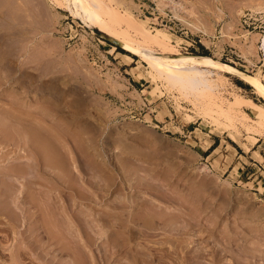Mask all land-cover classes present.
I'll list each match as a JSON object with an SVG mask.
<instances>
[{"label": "rangeland", "instance_id": "rangeland-1", "mask_svg": "<svg viewBox=\"0 0 264 264\" xmlns=\"http://www.w3.org/2000/svg\"><path fill=\"white\" fill-rule=\"evenodd\" d=\"M83 1L88 3L90 0ZM102 1L117 13L107 8L102 10L100 16L108 25L99 27L95 24L89 26L81 20L79 13L83 12L74 0H0V70H3L0 71V79L5 78L0 80V109L10 106L7 100L10 95L14 99L19 98L17 102L22 103L24 109L32 111L28 118L33 124L39 123L43 114L39 111H44L48 117L44 124L51 132V141L60 146L62 156L78 179L70 183L72 186L69 184L61 190L56 187L62 191L60 202H67V207L72 209L67 210L81 225L84 224V214L91 220L93 215L98 217L102 212L101 217L109 214L114 229L127 217L131 225L126 222L125 226L129 225L136 231L140 229L141 235L137 232L130 239L132 246L127 243L117 247L105 244L110 229L100 230L90 249L85 250L101 259L100 264H117L119 259V262H126L129 258L127 251L130 249L133 253L140 248L146 253V260L139 258L140 264H167L171 260L175 264L177 248L192 241V244L188 243V249L194 250L199 246L212 255L214 249L222 247L218 251L222 250L224 255L217 254V249L215 254L226 264H264V229L257 224L264 222V100L248 82L227 71H219L221 75L209 71L207 76L214 79V87L210 90V98L201 97L188 87L170 84L144 58L114 45L96 32L98 29L115 34L114 28H123L129 35L140 39L136 45L165 54L181 51L197 56L209 55L264 84V0H173L182 6L172 0ZM128 15L136 20L140 30L127 23L130 21L126 18ZM118 52L129 55L131 59L127 60ZM16 88L19 93L15 95L13 91ZM3 90L9 92L3 93ZM236 96L238 99L235 101ZM232 104L233 108L230 107ZM217 106L228 109L229 114L215 112ZM41 181L49 184L48 178ZM34 182L29 189L34 195L30 197H35L36 192L44 188L50 189L47 185L40 186L36 179ZM50 190L56 192L54 188ZM192 192L197 196V204L194 205L200 209L204 206V211L191 210L194 205L191 207L184 201ZM33 197L30 198L32 203L37 204L38 200ZM42 206L40 203L37 211L40 222V209L44 211ZM117 209L121 211L117 212ZM182 209L184 218L187 220L188 215V221L194 224L180 240L163 230L161 220L156 217L160 215L158 219L164 220L170 216L169 213L181 212ZM132 210L138 216L142 214L135 218L136 222L132 220ZM30 211H27L30 216L27 212L26 215L31 218ZM46 211L49 212L47 208ZM4 212L0 214V250L4 255H8V246L17 239L24 241L29 238L39 245V240H36L38 230L36 235L27 234L29 230L26 231L24 222L20 221L14 229L23 232L25 239L20 234L16 235L10 223L3 218ZM145 212L158 214L154 213L152 219L157 222L152 229L136 227L144 221ZM41 219L44 220L43 217ZM41 225L45 224L42 222ZM44 228L39 229L43 232ZM46 232H43L47 234L43 238H47V242L50 238L49 231ZM52 240L40 244L42 247L39 245L38 249L35 245L33 253L28 251L27 254V248L22 256L25 264L27 261V264H41L38 258H32L34 261L29 258L36 257L37 252L38 255L46 253L43 256L48 260L49 251L57 246L48 245ZM132 240L136 241L133 243ZM175 243L177 248H174ZM147 247L156 255L153 256ZM207 252H204L205 258L209 256ZM209 257L206 260L211 259ZM0 261L7 262V256L0 257Z\"/></svg>", "mask_w": 264, "mask_h": 264}, {"label": "bare ground", "instance_id": "bare-ground-1", "mask_svg": "<svg viewBox=\"0 0 264 264\" xmlns=\"http://www.w3.org/2000/svg\"><path fill=\"white\" fill-rule=\"evenodd\" d=\"M76 5L79 7L80 11L83 12V14L79 13V17H81V20L83 22H85L87 25L91 26V24H95L97 26H102V25H108L107 21H105L104 19L101 18L100 13L102 10H104L105 8H107L108 10H111L115 13H117V10H114V8L110 7L109 5L105 4L102 0H90L88 3L84 2L83 0H74ZM174 3H177L179 6H182V4L180 2H176V1H171ZM173 3V4H174ZM172 4V5H173ZM175 4V6L177 5ZM178 7V6H177ZM126 18L130 19V21L128 20L127 23L132 25L133 27H135L136 29L140 30L137 26L136 20L133 18L131 19V15H128ZM114 33L112 34L111 32H104L106 33L109 37L111 38H115L120 42V46L133 52L138 54L140 57L144 58L151 66L154 67V69L157 71V74L163 76V78L168 81L170 84L172 85H179L182 87H188L189 89H192L194 91H196V93L201 96V97H208L210 98V94H211V89L214 87V79L210 78L207 76V73L209 71H214L215 73L219 74V71H227V72H232L236 75H238L241 79H243L244 81L248 82L253 89H255L256 93L259 95V97H261L264 100V84H262L259 80L255 79L254 77H252L251 75L237 69L236 67H234L233 65H230L228 63L219 61L214 59L213 57L209 56V55H194L191 53H187V52H177L174 54H165V53H161L158 51H154L151 48L148 47H144V46H139L136 45L135 42L140 41L139 38L133 37L131 35H129L127 33V31H125L123 28H114ZM138 37H141L140 34H137ZM251 48V47H250ZM252 50V49H251ZM5 53V52H4ZM7 53V52H6ZM118 54L122 55L124 58H126L127 60L131 59V57L125 53L122 52H118ZM1 61V60H0ZM6 62V61H5ZM10 69V68H9ZM1 71V70H0ZM3 71V70H2ZM1 71V72H2ZM5 73V72H3ZM7 73V72H6ZM10 73V72H9ZM2 76V75H1ZM5 76V75H4ZM7 78V77H6ZM2 80L5 78H1ZM0 79V80H1ZM24 80V79H23ZM4 81V80H3ZM2 81V82H3ZM6 81V80H5ZM10 81V79H9ZM26 84V83H25ZM23 84V85H25ZM2 85V84H1ZM0 85V86H1ZM9 85V84H8ZM19 87V86H18ZM41 87V86H39ZM21 90V88H19ZM40 89V88H39ZM7 90V89H6ZM10 90V89H9ZM17 88H16V92L13 91L15 93V95L19 92H17ZM19 90V91H20ZM36 90V89H35ZM42 90V89H41ZM38 91V90H37ZM47 91V89H46ZM4 92H9V91H5ZM20 92H23L22 90ZM26 92V91H25ZM35 92V91H34ZM40 92V91H39ZM38 92V93H39ZM49 92V91H48ZM6 93V94H7ZM11 93V91H10ZM41 93V92H40ZM58 93V92H57ZM2 94V92H1ZM0 94V95H1ZM37 94V93H36ZM59 94V93H58ZM61 94V93H60ZM8 95V94H7ZM25 95V94H24ZM22 94V96H24ZM64 95V94H63ZM5 96V94H4ZM8 102H10V106L7 108L0 109V214H2V212H4L3 214V218H6V222L10 223V227L13 228V232L17 234H20V237H23V232L15 230L14 227L18 226V224L21 222H24V227H26V231L29 230V232L27 234L32 235V233L35 234V231H37V236L38 237L36 240H39L38 243L40 244H44L50 241V239L53 241H51L52 243L48 244V245H55L57 244V246L50 252V256L47 258L48 260H46V258L44 257L45 254L44 252L38 255V252L36 253V257L32 256L29 257L31 258V261H34L33 259L38 258L40 260L41 264H100L99 261L101 259H97L95 258L96 256H94L93 254H89L88 251H86V248L91 247V245L93 244L94 240H96L95 238L98 237L99 233L101 232L100 230L103 231H108L106 230L107 228H109V233H107L106 235V242L105 244H108L111 247L114 246H123L124 244L126 245L128 243V245L130 244V239L137 233L140 231H136V230H132L131 227H128L129 225H131V221L130 224L127 220V215L129 214V212H127L128 214L126 215V217L124 216L123 219L126 218V221L124 220V223L119 222V224H117L118 226H116V228L114 229L112 227V223H110L109 220V214H106L107 216L105 217H101L102 216V212H99L100 215H96L98 217H93L91 218V220L89 218H85L86 214H84V224H80L79 221L77 220V218L74 216V214H71L72 210L70 207H67V204H65L64 200L62 202H60L62 199L60 197L59 194H61V192L59 190H61V187L67 186L69 187L71 184L70 183H74V181L78 180L74 177L73 175V171L70 170V167L68 166L67 161L65 160V158L62 156V150L60 151V149L57 146L56 143H53V140L51 141L50 135L51 132L46 128V125L44 124L45 118V113L42 110L41 112L39 111L40 114H42V118L40 119L38 124H33L32 122H30V119L28 118L32 113V111H28L26 109H24L22 107V103L19 104L18 99H14L12 96L10 97ZM42 96V95H41ZM49 96V95H47ZM3 97V95H2ZM16 97V96H15ZM6 98V97H4ZM13 98V99H11ZM24 98V97H23ZM21 98V99H23ZM50 98V97H49ZM43 99V98H42ZM238 99V96L235 97V101ZM47 100V99H46ZM59 100V99H58ZM40 101V100H39ZM7 102V103H8ZM44 102V101H43ZM3 104V103H2ZM44 104V103H42ZM207 105H211L210 102H206ZM8 105V104H7ZM6 105V106H7ZM13 105V106H12ZM230 107H234V105L232 104ZM63 108V107H62ZM45 109V108H44ZM263 109H264V105H263ZM30 110V109H29ZM24 111V112H23ZM67 111V109H66ZM46 112H48V110H46ZM215 112L217 113H223L228 115L229 114V110L226 108H220V107H216ZM49 114V113H48ZM47 114V115H48ZM58 115V114H57ZM37 116V114H36ZM65 117V116H64ZM32 118V117H31ZM50 118V117H49ZM60 118V117H59ZM71 118V117H70ZM62 119V118H61ZM50 120V119H49ZM74 121V120H73ZM51 122V121H50ZM61 122V121H60ZM75 122V121H74ZM52 123V122H51ZM53 124V123H52ZM74 125V124H73ZM65 126V125H64ZM49 128V127H48ZM50 129V128H49ZM74 130V129H73ZM77 130V129H75ZM54 132V131H52ZM68 132V131H67ZM76 132V131H75ZM61 133V132H60ZM64 134V133H63ZM78 134V133H77ZM83 134V133H82ZM57 135V134H56ZM68 136V134H67ZM66 136V137H67ZM74 136V135H73ZM56 137V136H55ZM74 138V137H73ZM80 138V137H78ZM82 138V137H81ZM80 138V139H81ZM56 140V139H55ZM87 140V138H86ZM57 141V140H56ZM70 141V140H69ZM85 141V140H84ZM75 142V141H74ZM80 143V142H78ZM75 145V143L73 144V146ZM72 146V144H71ZM75 147V146H74ZM73 147V148H74ZM79 147V146H78ZM84 147V146H83ZM87 147V146H86ZM62 148V147H61ZM80 148V147H79ZM76 149V148H75ZM65 150V149H64ZM78 150V149H77ZM87 150V149H86ZM93 150V149H92ZM67 152V151H66ZM78 152V151H77ZM76 152V153H77ZM93 154V153H92ZM91 155V154H90ZM89 155V156H90ZM79 156V155H78ZM88 157V156H87ZM93 158V157H92ZM90 161V160H89ZM95 162V161H94ZM93 162V163H94ZM127 163V162H126ZM79 164V163H78ZM92 164V163H91ZM131 164V163H130ZM129 164V165H130ZM70 165V164H69ZM73 165V164H72ZM88 166V165H87ZM104 166V165H103ZM125 166V165H124ZM96 167V166H95ZM122 167V165H121ZM132 167V166H131ZM77 168V167H76ZM75 168V169H76ZM83 168V167H82ZM106 169V168H105ZM111 169V168H110ZM125 169V168H124ZM123 169V171H124ZM128 169V168H127ZM147 169V168H145ZM97 170V169H96ZM132 170V168H131ZM91 171V170H90ZM98 171V170H97ZM133 171V170H132ZM75 172V171H74ZM93 172V171H92ZM91 172V174H92ZM120 172V171H119ZM122 172V171H121ZM130 172V171H129ZM144 172V171H143ZM77 173V172H76ZM108 173V172H107ZM131 173V172H130ZM135 173V172H134ZM101 173H99L100 175ZM133 174V173H132ZM144 174V173H143ZM112 175V174H111ZM102 176V174H101ZM108 176V175H107ZM113 176V175H112ZM124 176V175H123ZM143 176V175H142ZM40 177H42L43 179L48 178L49 181H47V183L49 182V184H46V182L41 181ZM97 177V175H96ZM99 177V176H98ZM104 177V176H103ZM116 177V176H115ZM129 177V175H128ZM134 177V176H133ZM88 178V177H87ZM86 178V179H87ZM114 178V176H113ZM132 178V177H131ZM39 181L40 186H45L47 185L48 188L52 189L54 188L57 189L60 187V189L58 190L59 192L54 193L51 192L50 189H42L40 191H37L35 197H33V199H37L38 202L37 204L32 203L33 201L30 199L32 197H30L31 195H34V192H31L33 194H30L29 189L32 187V183H35L34 180ZM40 179V180H39ZM85 179V181H86ZM110 179V178H109ZM70 181L67 185V181ZM95 180V179H94ZM93 180V181H94ZM112 180V179H110ZM125 180V179H124ZM66 181V183H65ZM72 181V182H71ZM130 181H133L130 179ZM137 181V180H136ZM143 181V180H142ZM125 182V181H124ZM147 182V180H146ZM65 183V184H64ZM102 183V182H101ZM121 183V182H120ZM149 183V182H148ZM70 184V185H69ZM97 185L99 183H96ZM127 184V183H126ZM135 184V182H134ZM138 184V182H137ZM140 184V183H139ZM143 184V183H142ZM74 185V184H73ZM78 185V184H77ZM83 185V184H82ZM122 185V184H121ZM130 185V184H129ZM151 185V184H150ZM37 186V185H35ZM72 186V185H71ZM84 186V185H83ZM102 186V185H100ZM148 186V185H147ZM195 186V185H194ZM57 187V188H56ZM86 187V186H85ZM149 187V186H148ZM36 187H34L35 189ZM72 189V187H70ZM96 188V187H95ZM99 188V186L97 187ZM113 188V187H112ZM115 188V187H114ZM193 188V187H192ZM191 188V189H192ZM38 189V190H39ZM74 189V187H73ZM77 189V188H76ZM75 189V190H76ZM103 189V188H102ZM107 189V188H106ZM195 189V188H194ZM198 189V188H197ZM32 190V189H31ZM80 191V188L78 189ZM83 190V189H82ZM90 190V189H89ZM35 191V190H34ZM46 191V193H45ZM86 191V190H85ZM99 191V190H98ZM107 191V190H106ZM137 191V190H136ZM197 191V190H196ZM100 192V191H99ZM156 192V191H155ZM180 192V191H179ZM69 193V192H68ZM73 193V191H72ZM80 193V192H79ZM194 192H192L188 198H185L184 201L187 202V205L190 204V206L192 207L191 204L194 205V203H196V198L197 196H195L193 194ZM63 194V193H62ZM66 194V193H65ZM64 194V196H65ZM71 194V192H70ZM78 194V193H77ZM89 194V193H88ZM95 194V193H94ZM160 194V193H159ZM180 194V193H179ZM183 194V193H182ZM186 194V193H185ZM48 196L50 198V200L48 201L47 199H49L48 197L46 198V196ZM79 195V194H78ZM84 195V194H83ZM97 195V194H96ZM132 195V194H131ZM136 195V194H135ZM175 195V194H174ZM181 195V194H180ZM202 195V194H201ZM199 194V196H201ZM37 196V197H36ZM62 196V195H61ZM63 196V197H64ZM76 196V195H75ZM94 196V195H93ZM103 196V195H101ZM163 196V195H162ZM178 196V195H177ZM71 198L75 199L73 195L70 196ZM95 197V196H94ZM99 197V196H98ZM183 197V196H182ZM80 198H83L82 196H80ZM86 199V197H84ZM126 198V197H125ZM137 198V197H136ZM179 198V197H177ZM66 199V198H64ZM72 199V200H73ZM104 199V198H103ZM124 199V198H123ZM182 199V198H181ZM201 199V198H200ZM199 199V200H200ZM71 200V202H72ZM83 200V199H81ZM88 200V199H87ZM130 200V199H129ZM132 200V199H131ZM177 200V199H176ZM183 200V199H182ZM118 201V200H117ZM124 201V200H123ZM133 201V200H132ZM183 201V203H184ZM100 202V201H99ZM136 202V201H135ZM174 202V201H173ZM40 203L43 204L42 208L44 211H42L40 209V214H41V218L43 217L44 220L42 221V219L40 218L41 222L39 221V214L37 213V211H39L40 208ZM67 203V202H66ZM88 203V202H87ZM96 203V202H95ZM119 203V202H118ZM152 203V202H151ZM155 203V202H154ZM199 203V202H198ZM205 203V202H204ZM207 203V202H206ZM153 204V203H152ZM151 204V205H152ZM197 204V203H196ZM88 205V204H87ZM106 205V204H105ZM181 207V204H179ZM185 205V204H184ZM205 205V204H204ZM69 206V204H68ZM119 205H117L116 207H118ZM197 205H194V207L190 208L191 210H198V211H204V208L202 207V209H200V207H196ZM200 206V205H199ZM31 209H30V208ZM135 206H133L134 208ZM146 207V206H144ZM184 207V206H183ZM223 207V206H222ZM46 208L48 209L49 212L46 211ZM67 208H70V212L67 210ZM118 208H121L118 207ZM143 208V207H141ZM148 208V207H147ZM152 208V206H151ZM186 208V207H185ZM188 208V207H187ZM188 208V209H189ZM103 209V208H102ZM107 209V208H106ZM111 209V208H110ZM109 209V210H110ZM122 209V208H121ZM156 209V208H155ZM207 209V208H206ZM32 212L31 213V218L28 217L26 215L27 211ZM95 210V209H94ZM108 210V211H109ZM112 210V209H111ZM125 210V209H124ZM140 210V209H139ZM150 210V209H149ZM153 210V208H152ZM159 211V209H157ZM162 210V209H161ZM86 211V210H85ZM105 211V210H104ZM103 211V213H104ZM121 211L117 209V212ZM142 211H147V210H143ZM156 211V210H155ZM180 210H178V212H172L169 213L170 216L166 218L165 216H163V214H166L168 212H163V214H161L162 217H165L164 220L162 219H158L160 215H158V218L156 217L157 220H161V224L163 227V230L168 231L171 237H173L172 235L174 234L176 237V239H182L183 234H186V230L190 229L188 231H191V228H193V224L190 221H188V215H187V220L186 218H184V210L182 209L181 212H179ZM188 211V210H187ZM210 211V210H209ZM78 212H80L78 210ZM113 212V211H111ZM133 212V210H132ZM136 212V211H135ZM184 212V213H183ZM193 212V211H192ZM196 212V211H195ZM28 213V212H27ZM86 213V212H85ZM108 213V212H107ZM121 213V212H120ZM139 214L141 212H138ZM153 212L149 213V212H145V215H143V222H139V225L137 224L136 227H147V228H154V223L157 221H153V216L155 215ZM202 213V212H201ZM206 213V212H205ZM38 214V215H37ZM43 214V215H42ZM126 214V212H125ZM192 214V213H191ZM194 214V213H193ZM200 214V213H199ZM253 214V213H252ZM258 214V213H257ZM28 215L30 216V214L28 213ZM90 215V214H89ZM117 215V214H116ZM113 215L112 217L115 218ZM121 215V214H120ZM119 215V216H120ZM124 215V214H122ZM131 215V214H130ZM142 215V214H140ZM139 215V216H140ZM156 215V216H157ZM196 215V214H194ZM207 215V214H206ZM77 216V215H76ZM138 214L137 212L132 214V220H135V218H137ZM138 216V218H140ZM193 216V215H192ZM200 216V215H199ZM256 216V215H255ZM1 217V216H0ZM89 217V216H88ZM111 217V218H112ZM118 218V216H116ZM131 217V216H130ZM142 217V216H141ZM194 217V216H193ZM191 217V218H193ZM197 217V216H196ZM30 218V220H29ZM116 218V219H117ZM79 219V217H78ZM80 219V220H81ZM93 219V220H92ZM196 219V218H195ZM25 220V221H24ZM115 220V219H114ZM119 220V218H118ZM117 220V222H118ZM131 220V219H130ZM138 220V219H137ZM197 220V219H196ZM195 220V221H196ZM220 220V218H219ZM3 221V220H2ZM29 221V222H28ZM50 221V222H49ZM94 221V223L92 222ZM122 221V220H121ZM198 221V220H197ZM19 222V223H18ZM38 222H40V225H38ZM43 222V224H45V228L43 225H41V223ZM116 222V223H117ZM126 222H128V226H125ZM136 222V220H135ZM194 222V220H193ZM216 222V220H215ZM3 223V222H2ZM28 224V225H27ZM159 224V223H158ZM212 224V223H211ZM257 224L260 226V228L264 229V222L263 221H259L257 222ZM97 228H95V226ZM114 225V224H113ZM135 226V223L133 224ZM132 225V226H133ZM157 225V224H156ZM198 225V224H197ZM29 226V227H28ZM33 226V227H32ZM133 226V227H134ZM195 226V225H194ZM1 227V226H0ZM4 227V226H3ZM7 227V226H6ZM32 229H31V228ZM112 227V229H111ZM141 227V228H142ZM159 227V225H158ZM157 227V228H158ZM257 227V226H256ZM9 228V227H8ZM19 228V227H18ZM41 228H44L43 232H45V230L47 231L46 233H48V238L49 241L46 242V239L44 240V235L47 234H43V232L40 230ZM144 228V229H145ZM87 229V230H86ZM89 229V230H88ZM98 229V230H96ZM135 229V228H134ZM143 229V228H142ZM256 229V228H255ZM20 230V229H19ZM87 232H86V231ZM115 230V231H114ZM149 230V229H148ZM89 231V232H88ZM93 231V233L91 232ZM142 231V230H141ZM144 231V230H143ZM160 231V230H159ZM211 231V230H210ZM152 232V231H151ZM161 232V231H160ZM159 232V234H161ZM6 233V232H5ZM25 233V232H24ZM124 233V235H123ZM140 233V232H139ZM138 233V234H139ZM149 233V232H148ZM163 233V232H162ZM173 233V234H172ZM209 233V232H208ZM143 234V233H142ZM151 234V233H150ZM155 234V233H154ZM194 234V233H193ZM212 234V233H211ZM15 235V236H16ZM25 235V234H24ZM36 235V234H35ZM39 235V236H38ZM141 235V233L139 234ZM145 235V233H144ZM149 235V234H147ZM152 235V234H151ZM149 235V236H151ZM167 235V234H166ZM187 235V234H186ZM209 235V234H208ZM34 236V235H33ZM154 236V235H153ZM191 236V234H190ZM189 236V237H190ZM194 236V235H193ZM18 237V238H20ZM26 237V236H25ZM27 237H29V235H27ZM142 237V236H141ZM147 237V236H146ZM152 237V236H151ZM156 237V236H155ZM184 237V236H183ZM188 237V238H189ZM207 237V236H206ZM22 238V239H23ZM103 238V237H102ZM194 237H192L191 239H193ZM14 239V238H13ZM15 239H17L15 237ZM25 239V238H24ZM29 238H26V240H21V239H17L15 240L16 242L9 247V253H7V262L2 263L0 261V264H25L24 260H22V256L24 255L23 253L26 252L27 248V254L28 251H32L35 250V245H36V249H38L37 247L39 246L37 243H34L33 241L31 242L30 240H28ZM136 239V238H135ZM142 239V238H141ZM154 239V238H153ZM171 239V238H170ZM173 239V238H172ZM186 239V238H185ZM32 240V239H31ZM134 240V239H133ZM132 240V242H133ZM162 240V238H161ZM164 240V239H163ZM188 240V239H186ZM136 241V240H135ZM134 241V242H135ZM166 241V240H165ZM172 241V240H171ZM175 241V240H174ZM207 241V240H205ZM219 241V240H218ZM37 242V241H36ZM133 242V243H134ZM185 242V240H184ZM192 242V241H191ZM191 242H188L189 244ZM12 243V242H11ZM96 243V242H95ZM144 243V242H143ZM157 243V242H156ZM159 243V242H158ZM167 243V242H166ZM186 243V242H185ZM188 243L187 244H180V248H177L176 243H175V247L179 249L178 251V256L177 259H175V264H226L224 263L223 258L221 260V257L218 258L217 254H220L221 252H223L222 250H220V252L218 251L219 248L222 249V247H219L217 249L218 253L215 252L216 249L212 250V252H207V251H203L202 247L197 246L198 248H195L194 250H190L188 249ZM195 243V242H193ZM201 243V242H200ZM199 243V244H200ZM217 243V242H216ZM7 244V242H6ZM139 244V243H138ZM169 244V243H168ZM171 244V243H170ZM178 244V241H177ZM192 244V243H191ZM198 244V243H197ZM198 244V245H199ZM224 244V243H223ZM102 245V244H101ZM127 245V246H128ZM131 245V244H130ZM144 246V244H142ZM141 245V247H142ZM147 245V244H146ZM157 245V244H156ZM160 245V244H159ZM174 245V243H173ZM203 245V241L202 244H200V246ZM214 245V244H213ZM212 245V246H213ZM217 245V244H216ZM41 246V245H40ZM39 246V247H40ZM98 246H100L98 244ZM105 246V245H104ZM107 246V245H106ZM132 246V245H131ZM150 246V245H149ZM155 246V245H154ZM187 246V248H185ZM219 246V245H218ZM224 246V245H223ZM229 246V245H228ZM1 247V246H0ZM42 247V246H41ZM46 247V246H45ZM44 247V248H45ZM130 247V246H129ZM145 247V246H144ZM165 247V246H164ZM171 247V245H170ZM194 247V245H193ZM225 247V246H224ZM49 248V246H48ZM93 248V247H92ZM99 248V247H98ZM97 248V249H98ZM104 248V247H103ZM109 248V247H108ZM121 248V247H119ZM138 248V246H137ZM148 248V247H147ZM146 248V250H147ZM205 248V247H204ZM215 248V247H214ZM231 248V247H230ZM134 249V247L132 248ZM152 249V247H151ZM154 249V248H153ZM152 249V250H153ZM168 249V248H167ZM229 249V247H228ZM6 250V249H5ZM43 250V249H42ZM108 250V249H107ZM106 250V251H107ZM116 250V249H114ZM119 250V249H118ZM124 250V249H122ZM121 250V251H122ZM128 250V249H127ZM149 250V248H148ZM147 250V252H148ZM162 250V249H161ZM174 250V253H176V249H171ZM206 250V249H205ZM208 250V249H207ZM211 250V249H210ZM209 250V251H210ZM211 250V251H212ZM226 250V249H225ZM48 252V249L46 250ZM101 251V250H100ZM111 251V250H110ZM120 251V252H121ZM129 251V252H128ZM127 251V256H129L128 261L126 262H119L120 259L118 260L117 264H140L138 262L139 258H145V254L144 251L140 248V249H136L133 251V253H130V249ZM150 253L152 252L151 250H149ZM155 251V250H154ZM159 251V250H158ZM169 251V249H168ZM227 251V250H226ZM230 251V249H229ZM5 252V251H4ZM8 252V251H7ZM41 252V251H40ZM94 252V251H93ZM103 252V251H102ZM113 253V251H111ZM115 252V251H114ZM164 252V250H163ZM171 252V251H170ZM207 252V255L211 256H206V258H211V259H207L204 257L205 253ZM106 253H110V252H106ZM111 253V254H112ZM154 253V252H153ZM151 253V254H153ZM162 253V251H161ZM165 253H169V252H165ZM35 254V252H34ZM44 254V256H43ZM49 254V253H48ZM102 254V253H101ZM100 254V255H101ZM149 254V253H147ZM164 254V253H163ZM177 254V253H176ZM222 254V253H221ZM4 255V253H2V251L0 250V257H6ZM42 255V256H41ZM109 255V254H108ZM120 255V254H119ZM156 254H153V256ZM224 255V254H222ZM28 256V255H26ZM47 256V255H46ZM57 256V257H56ZM105 256H107V254H105ZM103 255V258L105 257ZM115 256V255H114ZM151 256V255H148ZM147 256V257H148ZM152 256V258H153ZM175 256V255H174ZM236 256V255H235ZM234 256V257H235ZM110 257V256H108ZM108 257H106L105 259H107ZM123 257V256H122ZM28 258V257H27ZM33 258V259H32ZM100 258V257H99ZM102 258V259H103ZM151 258V257H150ZM104 259V261H106ZM126 259V258H125ZM205 259V260H204ZM37 260V259H36ZM144 260V259H142ZM146 260V258H145ZM235 260V259H234ZM238 260V259H237ZM235 260V261H237ZM151 261V260H150ZM218 261L220 263H218ZM234 261V262H235ZM240 261V260H239ZM29 262V261H27ZM26 262V264H27ZM38 261H36L37 263ZM143 262V261H141ZM165 262V261H164ZM243 262V261H242ZM109 263V262H108ZM169 264L172 263L168 262ZM167 263V264H168ZM237 264H239L238 262H236ZM32 264V263H31ZM107 264V263H106ZM113 264V263H111ZM173 264V263H172ZM242 264V263H241Z\"/></svg>", "mask_w": 264, "mask_h": 264}, {"label": "water", "instance_id": "water-1", "mask_svg": "<svg viewBox=\"0 0 264 264\" xmlns=\"http://www.w3.org/2000/svg\"><path fill=\"white\" fill-rule=\"evenodd\" d=\"M96 32L99 33L100 35H102L105 39L111 41L114 45L120 46V42L117 39L109 37L106 33L102 32L98 29H96Z\"/></svg>", "mask_w": 264, "mask_h": 264}, {"label": "crops", "instance_id": "crops-1", "mask_svg": "<svg viewBox=\"0 0 264 264\" xmlns=\"http://www.w3.org/2000/svg\"><path fill=\"white\" fill-rule=\"evenodd\" d=\"M247 99H251L250 97L247 96ZM253 104H256V103H253ZM256 152V150H254Z\"/></svg>", "mask_w": 264, "mask_h": 264}]
</instances>
